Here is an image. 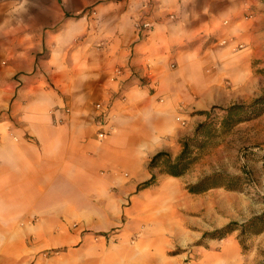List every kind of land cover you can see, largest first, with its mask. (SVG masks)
Masks as SVG:
<instances>
[{
  "label": "crops",
  "instance_id": "1",
  "mask_svg": "<svg viewBox=\"0 0 264 264\" xmlns=\"http://www.w3.org/2000/svg\"><path fill=\"white\" fill-rule=\"evenodd\" d=\"M255 99L264 0H0V264H251L239 230H219L264 209L239 190L187 189L217 157L180 176L149 162L174 161L203 111ZM97 101L113 126L102 139ZM73 222L114 234L81 242Z\"/></svg>",
  "mask_w": 264,
  "mask_h": 264
},
{
  "label": "rangeland",
  "instance_id": "2",
  "mask_svg": "<svg viewBox=\"0 0 264 264\" xmlns=\"http://www.w3.org/2000/svg\"><path fill=\"white\" fill-rule=\"evenodd\" d=\"M256 101L257 99L248 104H235L241 106V108L234 113L233 118L227 123L222 122V118L225 117L224 114L215 116L213 121L204 128L203 136H199L202 142L193 143L195 146H202L199 150H194V154L191 155V157L196 158L191 168L204 157L214 155L217 158L215 162L213 160L209 162L210 169L214 166L218 169L216 172L229 176L232 175L231 173L234 170H243L246 173L244 176L246 178L245 184L240 183L237 190L252 199L253 211H260L264 209V104H257ZM230 106L232 105L221 108L226 109ZM205 120L198 123V125L205 122ZM247 120H251V124L239 128L240 132H247L246 136L242 134L235 136L229 133L231 129H234L233 126L236 122ZM237 144H241V146L237 147ZM230 223H236L233 226L239 230L237 239L241 244L242 254L250 255L251 264H264V210L260 214L252 215L249 218H241ZM78 228L80 229L81 242L86 243H99L104 239H110L114 234V231L110 230L102 235L80 226L78 222L71 223L72 230ZM187 250L194 251L193 247H188L184 251ZM52 252L57 254L59 250L41 251L45 256L52 254ZM169 253H176V251ZM196 256L194 252L193 256L186 258L185 261L195 260Z\"/></svg>",
  "mask_w": 264,
  "mask_h": 264
},
{
  "label": "trees",
  "instance_id": "3",
  "mask_svg": "<svg viewBox=\"0 0 264 264\" xmlns=\"http://www.w3.org/2000/svg\"><path fill=\"white\" fill-rule=\"evenodd\" d=\"M257 103V101H256ZM241 108L239 105H232L226 109H221L218 106H212L210 110L203 111L207 117L205 122L199 124L196 128L195 135L190 138H186L182 142V150L178 157L171 161L169 156L164 152H158L152 156L149 162V166L151 168L160 165V163L164 162L162 166V171L166 172L173 176H180L190 170L192 164L195 161V157H191L194 154V150H199L202 145H194L202 142V139H199L201 135L204 134V128L208 126V124L213 121L215 116L218 114H224L222 118L223 123L229 122L236 111ZM237 123V122H236ZM200 136V137H199ZM205 138V137H204ZM242 175H226L221 172L211 173L209 175L203 176L196 183L187 185V189L191 193H202L210 188L214 187H224L228 190H237L239 184L241 183ZM155 175H152L150 179L143 182L140 187H146L154 183ZM236 223H229L225 227L219 230V234L224 236L227 232H230L237 227H234Z\"/></svg>",
  "mask_w": 264,
  "mask_h": 264
},
{
  "label": "built area",
  "instance_id": "4",
  "mask_svg": "<svg viewBox=\"0 0 264 264\" xmlns=\"http://www.w3.org/2000/svg\"><path fill=\"white\" fill-rule=\"evenodd\" d=\"M148 3H144V8L148 7ZM134 27L140 38H144L146 35H148L149 31L153 27V22L150 19L149 15L142 17L140 19H137L136 22L134 23ZM222 43H226L227 39H222ZM242 45L238 44L235 45L234 48H241ZM118 72L120 71L119 69L117 70ZM94 109L96 111V123L98 125V130H97V138L102 139L106 135H108L113 126L111 123V118L109 114V105L105 104L102 101H97L94 103Z\"/></svg>",
  "mask_w": 264,
  "mask_h": 264
}]
</instances>
